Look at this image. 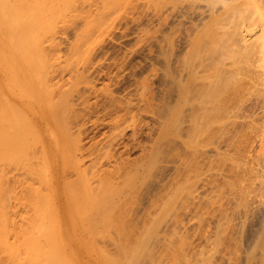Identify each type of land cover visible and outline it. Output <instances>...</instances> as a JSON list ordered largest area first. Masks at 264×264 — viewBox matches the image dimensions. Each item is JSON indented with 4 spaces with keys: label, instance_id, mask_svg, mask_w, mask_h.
Returning a JSON list of instances; mask_svg holds the SVG:
<instances>
[{
    "label": "bare ground",
    "instance_id": "6f19581e",
    "mask_svg": "<svg viewBox=\"0 0 264 264\" xmlns=\"http://www.w3.org/2000/svg\"><path fill=\"white\" fill-rule=\"evenodd\" d=\"M129 35L127 55L151 43L157 65L118 96L97 80ZM125 56L112 61L120 73ZM0 70L3 102L52 136L44 191L93 234L98 260L264 264V219L241 244L264 209V0H0ZM60 242L45 260L70 252Z\"/></svg>",
    "mask_w": 264,
    "mask_h": 264
},
{
    "label": "rangeland",
    "instance_id": "374dc122",
    "mask_svg": "<svg viewBox=\"0 0 264 264\" xmlns=\"http://www.w3.org/2000/svg\"><path fill=\"white\" fill-rule=\"evenodd\" d=\"M143 23L144 28L149 29L147 30L150 32L149 34H151V32L153 33V30L157 27V23L155 25V21H145ZM128 33L132 35V30H129ZM131 35H129V37ZM134 43H136L135 38L131 36L123 43V47H120L118 49L117 46L115 48H111L110 50L112 51L108 50L109 55L106 54L107 61H104L100 67H104L105 64V67L102 68L104 70L101 69L102 77L100 76L99 80H97V86L101 87L102 83V87H106L107 85V87L109 86L108 89L112 88L114 94L116 93L115 95L120 94L118 96H122L126 93V91L128 92L130 86L133 87L134 83L139 82L142 76L148 74L150 70L152 71V69L157 65V63H155L156 61L152 59L154 46H151V43H148L150 45L146 44L145 47H143L136 56L129 57V55L127 54L130 52V48L134 47ZM125 47L127 49H125ZM124 49L126 52H124ZM121 53L122 55H120ZM124 55H126L124 57L125 63L121 64V67L123 66V71L122 73H120L121 71H118V67L114 66L112 61L118 62ZM61 63L60 66H62L58 68L56 73V82H62L66 80L67 73L63 71V68H66V64L64 66V62ZM110 63L111 65H109ZM121 67H119V69ZM118 72L120 74H118ZM92 77L95 79L96 76H90L91 80ZM1 80L2 74L0 75V81ZM152 84L149 85L151 92L155 90V84ZM3 92L5 93L4 90ZM151 92H149V94ZM0 100L2 99L0 98ZM5 101L10 102L8 98H6ZM5 101L3 102L2 100L0 102V104L3 102V105L1 104L2 106H6V109L2 107L3 110H0V264H19L20 261L22 264H24V262L25 264H46L48 260L49 262L47 264H50V262H53L55 264H69L74 263L72 258L76 259V262H79V264L83 261L88 264H104L102 260H98V251L92 245L93 234L89 231L79 229L77 225H74V222L77 223L79 218L75 215L72 209H70V218L62 214L61 208L64 200L60 199L57 196L58 194L55 193L56 195H53L52 192L44 191L45 178L44 176H41V173H45L48 176L49 173L55 172V169H57V165L52 162L53 158H55V152L52 146V136L49 135L46 130H44L43 125H41L40 127L36 124H42L40 120L34 118L35 122L31 121L30 119L25 121L27 119L25 117L27 113L25 108L19 107V109L17 107H10V110L8 108L9 105ZM135 109L136 108H133L132 110ZM1 112L3 113L1 114ZM22 116L26 118L22 119L25 122L35 123V128H32L35 132V137H33L32 134L27 131L28 128L25 126L26 124L24 123L23 125L21 120ZM145 121H148V119H145ZM15 129H20V132L22 129L23 130L22 133L18 132L20 135H18L14 142V140L12 141L11 135L13 134ZM87 130L88 137L97 136L95 129L87 126ZM24 132H29L27 134L28 137L25 136L26 134L23 135ZM13 135L16 136V133ZM138 137L139 140L144 139V136L142 134ZM22 138H27L28 140H24ZM85 139L87 140V137H85ZM127 146L129 147H127L129 150V155L134 156L136 151L134 152L132 150V145ZM28 170L30 174L27 173ZM56 192L62 194V189L59 188V190L57 189ZM66 201H69L68 197H66ZM58 203L61 204L60 209L58 208ZM250 215L249 217H247L248 219H246L247 221L245 223L244 231L241 236V244L243 247L247 246L248 242H251V237L254 230L258 227V224H260V220L264 219L262 218L264 217V209L255 210L252 214L250 213ZM64 229L66 231L65 235L67 236L64 237L62 243L63 246L71 249L70 252L69 249H66L67 252L64 254V258L55 256L52 259L50 258L45 260V258L49 256L46 254L52 252L51 250L54 251V249H56V247L60 245L59 242L61 241V239L59 238V236L64 235L62 233ZM27 242H29V245H31V242L32 245H27ZM66 242H68L67 244L69 246L66 245ZM34 243L36 246L34 245ZM28 246L31 249H26V247ZM34 247H38L42 254H38L35 256L33 251L34 249L38 248ZM44 248L46 249V251ZM31 250L33 253L31 252ZM39 250H37L36 252H38ZM42 250L44 251V253L42 252ZM27 253L29 255H27ZM25 255L27 258L23 259ZM28 258L31 259L29 260ZM36 260L40 263L36 262ZM93 260L95 261L93 262Z\"/></svg>",
    "mask_w": 264,
    "mask_h": 264
}]
</instances>
